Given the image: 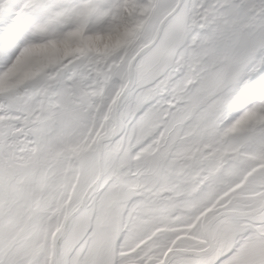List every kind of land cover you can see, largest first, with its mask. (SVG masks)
Returning a JSON list of instances; mask_svg holds the SVG:
<instances>
[{"label": "snow or ice", "instance_id": "1", "mask_svg": "<svg viewBox=\"0 0 264 264\" xmlns=\"http://www.w3.org/2000/svg\"><path fill=\"white\" fill-rule=\"evenodd\" d=\"M0 264H264V0H0Z\"/></svg>", "mask_w": 264, "mask_h": 264}]
</instances>
